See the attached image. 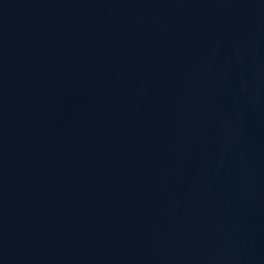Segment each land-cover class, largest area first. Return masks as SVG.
<instances>
[{
    "label": "water",
    "instance_id": "95a60500",
    "mask_svg": "<svg viewBox=\"0 0 264 264\" xmlns=\"http://www.w3.org/2000/svg\"><path fill=\"white\" fill-rule=\"evenodd\" d=\"M0 152L61 264H264V0H0Z\"/></svg>",
    "mask_w": 264,
    "mask_h": 264
}]
</instances>
